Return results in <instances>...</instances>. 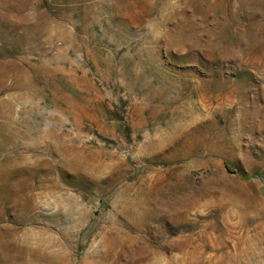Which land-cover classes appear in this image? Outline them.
<instances>
[{"label": "rangeland", "instance_id": "374dc122", "mask_svg": "<svg viewBox=\"0 0 264 264\" xmlns=\"http://www.w3.org/2000/svg\"><path fill=\"white\" fill-rule=\"evenodd\" d=\"M263 188L264 0H0V264H264Z\"/></svg>", "mask_w": 264, "mask_h": 264}, {"label": "trees", "instance_id": "16d2710c", "mask_svg": "<svg viewBox=\"0 0 264 264\" xmlns=\"http://www.w3.org/2000/svg\"><path fill=\"white\" fill-rule=\"evenodd\" d=\"M234 171H236V170H234Z\"/></svg>", "mask_w": 264, "mask_h": 264}, {"label": "water", "instance_id": "95a60500", "mask_svg": "<svg viewBox=\"0 0 264 264\" xmlns=\"http://www.w3.org/2000/svg\"><path fill=\"white\" fill-rule=\"evenodd\" d=\"M263 190H264V188H263Z\"/></svg>", "mask_w": 264, "mask_h": 264}]
</instances>
